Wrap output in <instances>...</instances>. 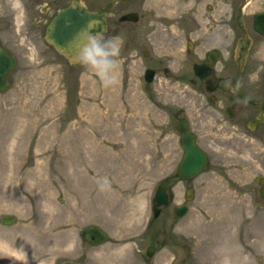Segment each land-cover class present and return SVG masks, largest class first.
<instances>
[{
	"label": "rangeland",
	"instance_id": "1",
	"mask_svg": "<svg viewBox=\"0 0 264 264\" xmlns=\"http://www.w3.org/2000/svg\"><path fill=\"white\" fill-rule=\"evenodd\" d=\"M84 1L96 8L104 0ZM105 41L107 32L86 52ZM14 42L18 62L0 91V217L15 220L0 221V264H264V139L203 122L209 165L192 180L178 179L174 110L197 108L187 81H146L139 49L119 48L107 73L115 83L105 86L85 56L70 64L52 50L39 56L23 33ZM161 180L172 198L154 217ZM187 185L193 197L174 217ZM88 223L109 239L83 241L79 230Z\"/></svg>",
	"mask_w": 264,
	"mask_h": 264
},
{
	"label": "flooded vegetation",
	"instance_id": "2",
	"mask_svg": "<svg viewBox=\"0 0 264 264\" xmlns=\"http://www.w3.org/2000/svg\"><path fill=\"white\" fill-rule=\"evenodd\" d=\"M69 2L0 0L3 45L14 53V38L23 33L39 56L58 53L45 31ZM106 3L107 28L98 36L107 32L119 48L139 49L144 79L188 82L197 108L174 110L179 138L181 118L202 147L203 122L230 136L264 139V0H104L87 7Z\"/></svg>",
	"mask_w": 264,
	"mask_h": 264
},
{
	"label": "water",
	"instance_id": "3",
	"mask_svg": "<svg viewBox=\"0 0 264 264\" xmlns=\"http://www.w3.org/2000/svg\"><path fill=\"white\" fill-rule=\"evenodd\" d=\"M109 3L99 9H90L84 0H70L60 8L46 27L45 39L59 54L64 56L70 64L79 62L86 53L90 42L107 28L105 10ZM259 25V23L257 22ZM17 65L16 55L9 51L0 39V91L6 90L10 85V74ZM146 81L152 77L145 75ZM180 132L182 154L177 164L176 174L180 179L191 180L207 169L209 164L208 153L196 142L195 134L187 129V122L181 118L176 122ZM260 185L259 195L264 197V177L258 178ZM193 197V186L187 185L185 201L172 205L174 217L183 216L188 209V201ZM171 203L169 185L161 180L157 183L152 196V212L157 217L163 206ZM15 215L4 213L0 217L1 223L11 224ZM81 238L91 245H97L108 240V232L96 223H88L79 230ZM155 247L146 248L147 261L150 260Z\"/></svg>",
	"mask_w": 264,
	"mask_h": 264
},
{
	"label": "clouds",
	"instance_id": "4",
	"mask_svg": "<svg viewBox=\"0 0 264 264\" xmlns=\"http://www.w3.org/2000/svg\"><path fill=\"white\" fill-rule=\"evenodd\" d=\"M118 54L119 47L112 41H105L103 47L100 44H96L91 51L85 54V62L100 69L105 86L115 83V77L109 78L107 73L117 67V62L112 57L118 56ZM97 57H104V59L97 60Z\"/></svg>",
	"mask_w": 264,
	"mask_h": 264
},
{
	"label": "bare ground",
	"instance_id": "5",
	"mask_svg": "<svg viewBox=\"0 0 264 264\" xmlns=\"http://www.w3.org/2000/svg\"><path fill=\"white\" fill-rule=\"evenodd\" d=\"M96 146H97V145H96ZM93 150H94V149H93ZM219 253H220V252H219ZM223 253H224V252H223ZM225 255H226V254H225ZM228 255H229V254H228ZM242 255H243V253H242ZM221 257H222V256H221ZM226 257H227V256H226ZM228 257H229V256H228ZM212 259H213V258H212ZM212 259H210V260H212ZM214 259H215V258H214ZM216 259H217V258H216ZM222 259H223V258H222ZM224 259H226V258L224 257ZM224 259H223V260H224ZM240 259H241V258H240ZM223 260H222L221 262H225L227 259H226L225 261H223ZM242 260H243V259H242ZM219 261H220V259H219ZM209 263H210V262H209ZM212 263H213V262H212ZM239 263H240V262H239ZM241 263H242V262H241ZM218 264H219V263H218ZM221 264H222V263H221ZM223 264H227V263L225 262V263H223ZM233 264H235V263H233ZM236 264H238V262H237Z\"/></svg>",
	"mask_w": 264,
	"mask_h": 264
}]
</instances>
